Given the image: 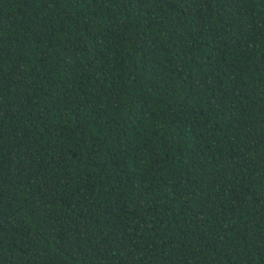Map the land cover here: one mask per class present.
Here are the masks:
<instances>
[{
	"label": "trees",
	"instance_id": "obj_1",
	"mask_svg": "<svg viewBox=\"0 0 264 264\" xmlns=\"http://www.w3.org/2000/svg\"><path fill=\"white\" fill-rule=\"evenodd\" d=\"M0 264H264V0H0Z\"/></svg>",
	"mask_w": 264,
	"mask_h": 264
}]
</instances>
